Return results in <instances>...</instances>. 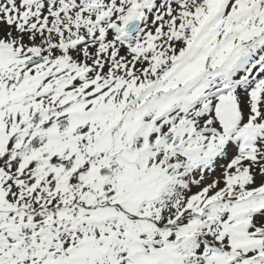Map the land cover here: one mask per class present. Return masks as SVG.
<instances>
[{
	"label": "snow or ice",
	"instance_id": "1",
	"mask_svg": "<svg viewBox=\"0 0 264 264\" xmlns=\"http://www.w3.org/2000/svg\"><path fill=\"white\" fill-rule=\"evenodd\" d=\"M0 264H264V0H0Z\"/></svg>",
	"mask_w": 264,
	"mask_h": 264
}]
</instances>
